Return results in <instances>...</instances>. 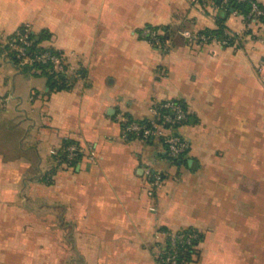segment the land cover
Segmentation results:
<instances>
[{
  "label": "crops",
  "instance_id": "crops-1",
  "mask_svg": "<svg viewBox=\"0 0 264 264\" xmlns=\"http://www.w3.org/2000/svg\"><path fill=\"white\" fill-rule=\"evenodd\" d=\"M220 4L0 0V264H160L161 229L202 234L186 264H264V25ZM26 27L65 57L69 88L5 52ZM221 27L238 34L229 46L181 34ZM169 100L188 116L176 161L124 132ZM70 142L74 165L59 161Z\"/></svg>",
  "mask_w": 264,
  "mask_h": 264
},
{
  "label": "built area",
  "instance_id": "built-area-1",
  "mask_svg": "<svg viewBox=\"0 0 264 264\" xmlns=\"http://www.w3.org/2000/svg\"><path fill=\"white\" fill-rule=\"evenodd\" d=\"M192 5H199L203 0H189ZM238 2H249L250 11L243 17L247 26L256 25L263 26L261 18L264 17V8L257 0H237ZM229 0H221V6L228 4ZM25 33L17 34L16 37L9 36L4 41V50L7 54H12L18 60L20 66L29 64H37L47 67L50 74L53 75V80L59 86H70L68 79V66L65 57L51 49L32 50L34 41L29 38V33L32 31L26 27ZM18 33V32H17ZM182 36L189 40H197L204 42L207 40L218 39L223 45L229 46L234 42L237 35L230 36L227 33L226 37L219 39L216 36L206 33L194 34L189 30L181 32ZM139 35L141 39L146 40L152 46L161 50L168 49L169 40L165 32L161 28L153 26H144ZM262 81L264 83V71L262 73ZM152 118L145 122H129L125 125L124 132L128 135L141 138L143 140H151L155 137L161 138L168 156L173 160H178L185 157L190 149V143L178 131V129L187 121V112L180 101H165L154 105L151 108ZM67 158L71 165L77 158L80 152L79 147L75 144H70L66 147ZM90 156L94 157V152H90ZM145 175L152 188H158L163 181L162 173L154 170L151 167L145 169ZM156 239L162 241V248L158 252V260L160 264H178L179 251L185 246H192L197 239L195 233H185L174 230H159L155 234ZM167 249V250H166Z\"/></svg>",
  "mask_w": 264,
  "mask_h": 264
},
{
  "label": "trees",
  "instance_id": "trees-1",
  "mask_svg": "<svg viewBox=\"0 0 264 264\" xmlns=\"http://www.w3.org/2000/svg\"><path fill=\"white\" fill-rule=\"evenodd\" d=\"M224 9L226 10V12H231V11H235L238 14L242 15L243 17H245L249 11H250V3L245 1V2H238L237 0H229L228 4L223 6ZM261 22H263L264 24V17L261 18ZM24 29V28H23ZM23 29L19 30L18 33L14 34L13 37H16L17 34H22L23 33ZM164 30V29H163ZM201 33H206V34H211L213 36H216L219 39H223L226 37L225 34V29L223 27L219 28L218 30L215 31H209V30H204ZM41 37V36H39ZM29 38L32 39L34 41V45L32 47V50H44V49H49L46 48L44 46L41 45V38H39V40L37 39V34L31 32L29 33ZM52 50V49H51ZM54 51V50H53ZM10 56L13 58L14 62L19 65L18 60L15 58L14 55L10 54ZM25 67H30V68H34L37 69L39 71H41L49 80V83L51 85V88H56V89H64V88H69L66 87L64 85L59 86L57 85V83L53 80V75L50 74V71L47 69V67H51V66H39L37 64H29V65H25ZM182 103V102H181ZM183 105V103H182ZM184 106V105H183ZM188 119V118H187ZM144 123V122H141ZM70 144H74L72 142L67 143L65 146V150L62 154H60V162L61 163H69V160L67 158V152H66V147L69 146ZM80 153V152H79ZM77 155V158H79V154ZM173 160V159H172ZM176 161V160H173ZM75 162H72L71 165H74ZM163 230H167V229H163ZM180 232H185V233H195L197 234V239L195 240V242L193 243L192 246H185L183 247L180 251H179V255H178V260L179 263L178 264H186L188 262H191L193 259V256L196 255L197 253V245L198 243L203 239V236L200 232H198L197 230H188V229H182L180 230ZM167 250V249H166ZM163 264V263H162Z\"/></svg>",
  "mask_w": 264,
  "mask_h": 264
},
{
  "label": "water",
  "instance_id": "water-1",
  "mask_svg": "<svg viewBox=\"0 0 264 264\" xmlns=\"http://www.w3.org/2000/svg\"><path fill=\"white\" fill-rule=\"evenodd\" d=\"M218 2H221V0H218ZM23 33H25V30H23ZM37 39H39V38H37Z\"/></svg>",
  "mask_w": 264,
  "mask_h": 264
}]
</instances>
